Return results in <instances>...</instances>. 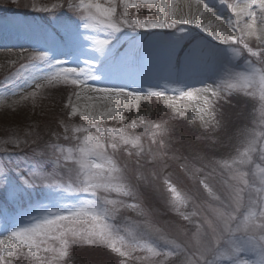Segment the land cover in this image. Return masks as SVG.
Returning a JSON list of instances; mask_svg holds the SVG:
<instances>
[{
  "label": "snow or ice",
  "instance_id": "6c2138e0",
  "mask_svg": "<svg viewBox=\"0 0 264 264\" xmlns=\"http://www.w3.org/2000/svg\"><path fill=\"white\" fill-rule=\"evenodd\" d=\"M196 2L199 3V0ZM219 2L221 5L226 4V0ZM11 3H18V0H11ZM243 3L244 7L239 13L233 3H227L228 9L237 16L235 21L228 19L227 23L229 26L235 25V31H240L239 25L243 23V17H251V22L244 27L252 31L244 32L243 35H256V13L252 8L257 5L264 10V0H243ZM159 4L167 7L164 0H159ZM65 5L67 11L78 21L74 22L76 33H79L81 28L106 33L104 39L83 36V40L90 43L92 51L105 58L111 54L113 37L124 27L137 31L140 28L176 26L174 8L172 12L162 13L161 7L157 6L156 15L160 17L158 20L130 18V8H136L138 5H157V0H104L103 3L101 0H64V3H54L50 8L45 6L37 10L64 9ZM165 15L172 16L173 22L167 23ZM181 23L189 24L195 21L183 19ZM200 27L220 44L230 45L218 51L201 48L198 60L207 71L201 73L203 79L197 81L200 87L185 83L187 78H181L179 75L170 79V83L178 85L171 88L168 85L149 86L144 91H137L123 85L94 87L88 82L104 77L94 74L90 61L86 62L87 69L79 66L65 67L59 60H50L49 54L43 51L27 54L21 51L15 60L9 61L10 67L18 60L24 62L19 64L15 79L11 80V88L5 85V90L0 92V107L15 108L26 102L35 105L44 89L67 86L73 89L64 105L66 109H70L68 118L79 116L87 122V126L63 125V138L76 141L75 146L66 148L52 145L56 155L55 163L57 167L65 170L66 179L37 176L33 173L22 182L31 186L33 181H39L49 188L56 189L65 197L72 198L74 202L47 205L35 215H28L26 223L10 226V230L6 229L7 238L0 239V264H13L14 260L21 256L26 259L30 257L32 264H66L71 248L79 245L105 247L121 258L118 264H127L137 251L146 253L145 259L176 257L179 264H264V167L254 164L253 160L258 144L260 159L264 160V59H261L264 57V50H253L242 37L228 36L222 31L210 32L209 28L203 25ZM244 51L249 57H256L257 62L245 59L244 69L237 71L231 66L232 60L243 58ZM257 64L261 66L258 67ZM214 77H218V82H207ZM168 91L174 93V97H169ZM222 92L228 95L240 92L258 98L259 101V130L250 129L243 147L237 149L236 155L217 162L220 167L228 170V179L233 182L229 184L225 181L230 190L231 203L221 201L212 188L201 180L200 183L204 185L209 197L220 201V205L211 208V218H205L203 224L196 223L195 231L188 242L183 244L164 235L153 239L149 235L151 225L147 220L144 222L143 231L138 222L126 220L122 225L113 223L122 208L137 210L141 216H146L147 213L138 203H126L124 199H120L135 200L138 192L108 149L116 152L121 145H130L140 149L138 156L143 149L139 136L129 135L124 128H105L99 122L118 116L123 119L121 114L125 107L135 105L138 108L140 100L155 97L164 100L166 106L172 108L174 115L179 117L188 116L192 110L191 103L183 104L180 101L195 102V114L199 115L203 126H215L218 122L213 109ZM12 97L16 99L7 103ZM195 114L189 118L195 119ZM136 126L135 122L130 125L131 128ZM151 127L157 130L152 133L153 137L166 133L161 124H153ZM7 142L17 147L20 144L19 139ZM155 142L153 139V143ZM161 147H164L163 140ZM163 156L164 153H157L153 155V159H162ZM67 165L75 167L67 168ZM249 165H254L251 173L254 179L251 182L248 178L249 172L242 171V168ZM3 178L8 180V172L3 174ZM165 184L167 191L171 193L170 205L183 219L190 220V215L180 212L181 208L187 206L188 200L169 181L165 180ZM246 192L248 202L245 205ZM113 194L116 198H113ZM257 229L261 234H255ZM210 234L211 241L208 239ZM51 242H56V245Z\"/></svg>",
  "mask_w": 264,
  "mask_h": 264
},
{
  "label": "rangeland",
  "instance_id": "374dc122",
  "mask_svg": "<svg viewBox=\"0 0 264 264\" xmlns=\"http://www.w3.org/2000/svg\"><path fill=\"white\" fill-rule=\"evenodd\" d=\"M213 1L220 5L219 0ZM101 2L103 3L104 0ZM54 3H64V0H18V3L0 0V92L5 90V85L11 88V80L15 79L19 64L24 61L18 60L11 67L9 61L15 60L21 51L25 54L47 52L50 60H59L65 67L79 66L87 69L86 62L90 61L94 74L104 77L101 80L89 81L92 86L123 85L133 90L144 91L149 86L168 85L169 88L178 86L170 83V79L176 78L174 60L183 50L184 43L189 46L179 64L182 68L179 75L181 78H187L185 83H192L196 87L201 86L197 82L203 79L201 73L207 71L198 60L201 48L207 47L218 51L230 47L226 45L216 48L212 43L219 41L202 31L200 23H181L178 18L184 19V17L176 9L181 5L179 2L164 0V5L167 6L165 8L157 0V5H138L136 8H130V18L158 20L160 17L156 15L157 6L161 7L162 13L172 12L174 8L176 26L158 29L140 28L137 31L127 27L122 28L121 31H129L128 38L133 46L129 53L123 52L122 60L118 58L120 56L110 59L108 67L104 70V67L100 66L98 57L103 61L106 58L93 52L90 43L84 41L83 36L104 39L106 33L83 28L76 33L75 23L78 21L67 11L66 5L64 9L37 10L45 6L50 8ZM194 5L201 4L196 2ZM226 7L227 4L221 10L228 11ZM18 8L20 11L16 10ZM213 11L215 10H211L210 13ZM28 13L32 15L29 18L24 16ZM3 14H12L14 17H3L1 16ZM225 19H229L228 14ZM165 21L171 23L173 17L165 15ZM208 27L211 29L215 26L211 24ZM225 28L226 35H235L232 27ZM181 29L184 31L182 32ZM2 30L4 33L1 32ZM174 30L177 32L169 37H164L162 34ZM142 31L152 32V36L145 38L144 34L139 35L138 32ZM262 32L260 39L254 40L255 38L248 36H243L242 39L253 50H264V30ZM59 35L64 38L59 39ZM119 37L120 33H116L113 37L111 52L116 43L129 42L128 38ZM232 46L239 47V45ZM137 54L144 58L139 67L131 58ZM245 59L257 62L256 57H249L244 51L243 58L233 59L231 66L241 71L244 69ZM257 66L261 65L257 64ZM214 81L218 82V77L207 82L214 83ZM72 91L73 89L67 86L44 89L35 105L26 102L15 108L0 107V239L7 238L6 229L10 230V226L26 223L28 215H35L47 205L74 202L72 198L65 197L56 189L49 188L39 181H33L31 186L22 183L33 173L37 176L66 179L65 170L57 167L55 163L56 155L52 145L66 148L75 146L76 141L63 138V125L87 126V122L81 120L79 116L68 118L70 109H66L64 105ZM239 93L234 92L231 95L221 93V98L216 101L213 109L218 122L215 126H203L199 115L195 114V102L180 101L183 104L191 103L192 110L188 116L179 117L174 115L172 108L166 106L164 100L155 97L140 100L138 108L135 105L130 108L125 107V111L121 114L123 119L118 116L99 122L105 128H124L129 135L139 136L143 149L139 156L137 152L140 149L132 148L130 145H121L116 152L108 149L109 154L117 160L124 175L138 192L135 200L120 199H124L126 203H138L147 213L146 216H141L138 215L137 210L122 208L113 223L122 225L126 220L138 222L143 231L144 222L147 220L151 225L149 235L153 239L164 235L183 244L188 242L192 232L195 231L196 223L203 224L205 218H211V208L220 205V201L209 197L204 185L200 183L201 180L212 188L221 201L231 203L230 190L225 181L229 184L233 182L228 179V170L220 167L217 162L236 155L237 149L243 147L248 131L257 128L259 124L258 98ZM167 95L174 97L171 91H168ZM11 99L16 97L10 98L7 103H11ZM194 114L195 119L189 118ZM141 121L144 123L142 124ZM133 122L136 123V128L130 127ZM153 124H161L166 129L165 135L157 134L153 137L152 133L157 131L151 127ZM14 139H19V147L7 142ZM161 140L164 147H161ZM257 149L253 154L254 164L264 167V160L260 159L259 144ZM157 153H164L163 158L153 159V155ZM66 167L74 169L75 166ZM253 167L254 165H249L242 168V171L249 172L250 182L254 179L251 175ZM5 172H8L7 181L3 178ZM165 180L173 184L188 200L187 206L181 208L180 212L190 215V220L183 219L170 205L171 193L167 191ZM254 195L253 193V197ZM113 198H116L115 194ZM247 202L246 192L245 205ZM192 213L196 215L193 216ZM255 234H261L260 230H255ZM208 239L211 241V234ZM51 243L56 245V242ZM87 246L91 250H85ZM70 253H73L72 259H68L66 264H118L121 259L105 247L91 245L73 246ZM146 255L137 251L127 264H179V259L176 257L161 256L145 259ZM13 264H32V261L30 257L26 259L21 256L15 259Z\"/></svg>",
  "mask_w": 264,
  "mask_h": 264
},
{
  "label": "bare ground",
  "instance_id": "6f19581e",
  "mask_svg": "<svg viewBox=\"0 0 264 264\" xmlns=\"http://www.w3.org/2000/svg\"><path fill=\"white\" fill-rule=\"evenodd\" d=\"M181 4L180 6H177V12L184 17V19L189 20H194L195 23H200L201 25L208 27L211 24H214L215 27L209 28L210 32H217V31H222L225 32V27L229 26L227 21L228 19L226 18V14L229 15V19L235 21L237 19V16L233 14V11H225L224 9L221 10L224 5H218L216 4L213 0H199V3L201 4L200 6H195L194 4L196 3L195 0H175ZM195 2V3H194ZM244 7V3H242L238 9H236V12L239 13L240 9ZM211 10H215V13H210ZM252 11H255L256 13V20H255V25H254V31L256 35L253 36H248V35H243L244 32L247 31H252L249 29H246L244 27L245 24L251 22V17H243V23L239 25L240 31H236L239 37L243 36H248V37H253L256 39H260L261 34H263L262 30H264V14L263 11L261 10L257 5H253ZM203 13V15H201ZM263 15H262V14ZM219 17V18H218ZM179 21L183 20L182 18H178ZM233 29H235V25L230 26ZM207 35L209 32H205ZM208 37V36H207ZM253 41V40H252ZM238 93V92H235ZM242 94V93H239Z\"/></svg>",
  "mask_w": 264,
  "mask_h": 264
},
{
  "label": "trees",
  "instance_id": "16d2710c",
  "mask_svg": "<svg viewBox=\"0 0 264 264\" xmlns=\"http://www.w3.org/2000/svg\"><path fill=\"white\" fill-rule=\"evenodd\" d=\"M16 10L20 11V8H18V9H16ZM52 133H53V132H52ZM49 135H51V132H49ZM47 138H49V136H48ZM85 248H87V249H85V250H88L90 247H85ZM89 250H91V249H89Z\"/></svg>",
  "mask_w": 264,
  "mask_h": 264
}]
</instances>
